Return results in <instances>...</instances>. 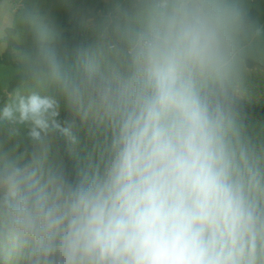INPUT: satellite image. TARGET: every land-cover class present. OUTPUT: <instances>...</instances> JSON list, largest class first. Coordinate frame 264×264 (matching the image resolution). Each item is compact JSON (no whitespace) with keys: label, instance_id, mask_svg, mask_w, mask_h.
Wrapping results in <instances>:
<instances>
[{"label":"clouds","instance_id":"clouds-1","mask_svg":"<svg viewBox=\"0 0 264 264\" xmlns=\"http://www.w3.org/2000/svg\"><path fill=\"white\" fill-rule=\"evenodd\" d=\"M74 4L0 0V264H264L249 0Z\"/></svg>","mask_w":264,"mask_h":264},{"label":"rangeland","instance_id":"rangeland-1","mask_svg":"<svg viewBox=\"0 0 264 264\" xmlns=\"http://www.w3.org/2000/svg\"><path fill=\"white\" fill-rule=\"evenodd\" d=\"M72 7H76V8L78 7V0H77V4H74ZM62 8H63L62 5H54L52 7L53 19L59 25H62V21H63ZM249 8H250V12L253 9L257 11V17L255 20H257L260 24L264 25V0H249ZM261 91L262 93H264V87H262ZM252 103L254 104L256 103L259 105L264 104V94H262L259 99L252 101ZM249 116L252 118L253 121L260 124H264V120H259L251 115ZM76 132L80 141L78 145V151L80 157L82 159H87L93 150V141L91 137L90 127L80 125L79 123H77Z\"/></svg>","mask_w":264,"mask_h":264},{"label":"trees","instance_id":"trees-1","mask_svg":"<svg viewBox=\"0 0 264 264\" xmlns=\"http://www.w3.org/2000/svg\"><path fill=\"white\" fill-rule=\"evenodd\" d=\"M63 12V21H62V26L66 28H78L79 21H80V16L78 14L77 8L76 7H65L63 6L62 8ZM251 15L254 19H256L257 16V11L255 9L251 10ZM7 58L4 60H0V64H6ZM13 86L15 84V81L12 82ZM246 111L248 112L249 115L259 119V120H264V104L261 105H256L254 103H249L246 105ZM63 118H69L67 113H62V119ZM77 122L81 124L78 120ZM84 126H89L90 124H84ZM60 144L63 145V141H60ZM74 162L69 161L70 166H72Z\"/></svg>","mask_w":264,"mask_h":264},{"label":"crops","instance_id":"crops-1","mask_svg":"<svg viewBox=\"0 0 264 264\" xmlns=\"http://www.w3.org/2000/svg\"><path fill=\"white\" fill-rule=\"evenodd\" d=\"M257 17V16H256ZM70 29V28H69ZM256 104V103H255ZM256 105H259V104H256ZM78 123V122H77ZM81 125V124H80Z\"/></svg>","mask_w":264,"mask_h":264}]
</instances>
